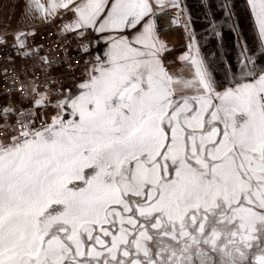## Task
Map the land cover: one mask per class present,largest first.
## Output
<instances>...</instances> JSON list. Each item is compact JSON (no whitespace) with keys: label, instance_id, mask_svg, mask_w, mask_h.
Instances as JSON below:
<instances>
[{"label":"snow or ice","instance_id":"6c2138e0","mask_svg":"<svg viewBox=\"0 0 264 264\" xmlns=\"http://www.w3.org/2000/svg\"><path fill=\"white\" fill-rule=\"evenodd\" d=\"M247 3L259 48L206 56L185 22L177 74L156 21L183 0H31L71 12L92 59L74 90L31 83L42 114L0 106V264H264V0Z\"/></svg>","mask_w":264,"mask_h":264},{"label":"built area","instance_id":"2783aa9c","mask_svg":"<svg viewBox=\"0 0 264 264\" xmlns=\"http://www.w3.org/2000/svg\"><path fill=\"white\" fill-rule=\"evenodd\" d=\"M157 28L161 36L177 35L182 30V17L177 10L165 8L157 12ZM71 12H60L48 22L29 28L0 31V106L7 107L14 105L24 111H32L42 114L43 109L33 108L35 96L29 98L25 95L28 87L35 81L38 91L51 88H59L61 91L73 88L74 84L81 81L86 71L84 65L92 57L81 50V44L92 39L88 34L87 39L75 34H67L64 25L72 21ZM24 33L21 40L25 47L20 48L17 35ZM95 48V41L89 46ZM168 46L169 51L165 54V61L173 50ZM46 57L51 61V66L45 67L40 59ZM59 93L48 97L53 103ZM54 109H47V116L51 117ZM12 121L17 119V113H13ZM39 122V120H37Z\"/></svg>","mask_w":264,"mask_h":264},{"label":"crops","instance_id":"0c3cea01","mask_svg":"<svg viewBox=\"0 0 264 264\" xmlns=\"http://www.w3.org/2000/svg\"><path fill=\"white\" fill-rule=\"evenodd\" d=\"M225 2L228 3L231 9L230 15L223 14ZM30 4L31 0H0V22L4 23V28H6L0 29V31L6 32L34 27L52 19H41L32 10ZM183 5L185 9L183 21L184 23L188 22L189 27L194 28L196 31L197 40L201 44L204 55L207 56L216 51H226L228 55L235 59L239 52L237 39L247 44L250 49L256 50L259 48L258 27L247 0H183ZM213 22L222 35L225 32L232 33V39L224 49H217L213 46L216 43L212 32ZM181 36L182 38L186 37L183 42H186V39L189 40L185 27H183Z\"/></svg>","mask_w":264,"mask_h":264},{"label":"rangeland","instance_id":"374dc122","mask_svg":"<svg viewBox=\"0 0 264 264\" xmlns=\"http://www.w3.org/2000/svg\"><path fill=\"white\" fill-rule=\"evenodd\" d=\"M181 21H182V30L179 34L173 35V36H161L160 35V37L166 42L167 46H171L170 48L173 50V53L169 55L167 61H165V58H164L165 65L170 72H175L177 74L183 73L184 62L180 59V57L188 51L187 50L188 40L186 39V42L185 41L183 42V40L186 37L184 38H182V36L180 37L183 31V27H184L183 17ZM4 26L5 24L0 22V29H6L4 28ZM101 46H102V43H101ZM85 78H86V71L81 81H83Z\"/></svg>","mask_w":264,"mask_h":264}]
</instances>
